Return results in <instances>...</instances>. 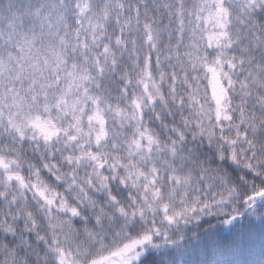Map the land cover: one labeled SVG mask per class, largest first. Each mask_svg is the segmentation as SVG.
Wrapping results in <instances>:
<instances>
[{
  "label": "snow or ice",
  "instance_id": "snow-or-ice-1",
  "mask_svg": "<svg viewBox=\"0 0 264 264\" xmlns=\"http://www.w3.org/2000/svg\"><path fill=\"white\" fill-rule=\"evenodd\" d=\"M0 264H264V0H0Z\"/></svg>",
  "mask_w": 264,
  "mask_h": 264
},
{
  "label": "rangeland",
  "instance_id": "rangeland-1",
  "mask_svg": "<svg viewBox=\"0 0 264 264\" xmlns=\"http://www.w3.org/2000/svg\"><path fill=\"white\" fill-rule=\"evenodd\" d=\"M254 254L253 255H255L256 256V258H257V260H259L260 258H261V253H260V251H259V249L257 248V249H255V252H253Z\"/></svg>",
  "mask_w": 264,
  "mask_h": 264
},
{
  "label": "trees",
  "instance_id": "trees-1",
  "mask_svg": "<svg viewBox=\"0 0 264 264\" xmlns=\"http://www.w3.org/2000/svg\"><path fill=\"white\" fill-rule=\"evenodd\" d=\"M253 252H255V249L253 250ZM253 252H252V254H251V258H252V259H254V255H253L254 253H253Z\"/></svg>",
  "mask_w": 264,
  "mask_h": 264
}]
</instances>
